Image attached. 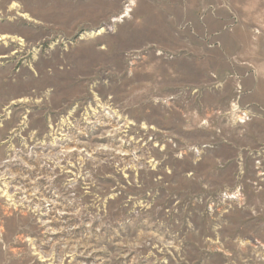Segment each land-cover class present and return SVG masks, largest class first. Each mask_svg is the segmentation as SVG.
Segmentation results:
<instances>
[{
	"label": "rangeland",
	"instance_id": "rangeland-1",
	"mask_svg": "<svg viewBox=\"0 0 264 264\" xmlns=\"http://www.w3.org/2000/svg\"><path fill=\"white\" fill-rule=\"evenodd\" d=\"M0 264H264V0H0Z\"/></svg>",
	"mask_w": 264,
	"mask_h": 264
},
{
	"label": "bare ground",
	"instance_id": "bare-ground-1",
	"mask_svg": "<svg viewBox=\"0 0 264 264\" xmlns=\"http://www.w3.org/2000/svg\"><path fill=\"white\" fill-rule=\"evenodd\" d=\"M128 12H129V11H128ZM125 17H126V16H124L123 18H125ZM120 20H121V19H120ZM120 20H119V21H120ZM119 21H118V22H119ZM3 39H5V37H3Z\"/></svg>",
	"mask_w": 264,
	"mask_h": 264
}]
</instances>
